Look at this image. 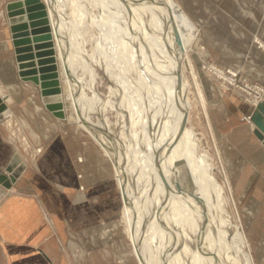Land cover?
Here are the masks:
<instances>
[{
	"label": "bare ground",
	"instance_id": "obj_1",
	"mask_svg": "<svg viewBox=\"0 0 264 264\" xmlns=\"http://www.w3.org/2000/svg\"><path fill=\"white\" fill-rule=\"evenodd\" d=\"M82 1L100 7L97 25L103 37L94 53H86L77 31L84 20L96 21L84 3L43 0L57 65L60 60L63 94L69 96L70 116L114 163L125 230L138 263L255 264L246 233L227 206L228 177L225 185L220 183L213 172V158L200 149L194 129L186 123L181 138L166 154L182 119V89L176 71L179 58L188 112L191 107L183 67L188 63L193 75L188 49L195 40V23L175 0ZM67 2L74 6L76 20L71 25L64 19ZM111 21L123 24L139 40L132 42L115 33ZM91 60L102 61L107 77L114 82L106 98L96 92L86 97L85 89H93L95 83ZM79 70L84 71L82 77ZM115 95L117 101L112 98ZM0 96L6 101L2 86ZM109 108L117 111L116 122L108 117ZM91 112L97 115V122ZM157 150L160 153L155 157Z\"/></svg>",
	"mask_w": 264,
	"mask_h": 264
},
{
	"label": "crops",
	"instance_id": "obj_2",
	"mask_svg": "<svg viewBox=\"0 0 264 264\" xmlns=\"http://www.w3.org/2000/svg\"><path fill=\"white\" fill-rule=\"evenodd\" d=\"M181 1L194 21L206 22L201 37L208 55L264 85V50L253 40L256 35L264 43V0ZM196 78L195 72L198 86ZM0 79L6 103L42 148L14 186L0 183V264H134L132 244L120 229L121 197L111 161L96 142L45 108L34 83L20 78L2 21ZM209 87L228 179L251 242L264 255V146L253 133L254 106L230 91L218 97L216 85ZM13 149L0 129V171ZM248 193L250 200L242 202Z\"/></svg>",
	"mask_w": 264,
	"mask_h": 264
},
{
	"label": "rangeland",
	"instance_id": "obj_3",
	"mask_svg": "<svg viewBox=\"0 0 264 264\" xmlns=\"http://www.w3.org/2000/svg\"><path fill=\"white\" fill-rule=\"evenodd\" d=\"M6 1L7 0H0V21H2V23H4V26L7 28V32H8L9 28L7 26V23H6L7 20L5 21L6 18L4 19V16L2 14L3 7H4ZM175 1L177 2L178 5H180L185 10L187 15L190 17L192 22L195 23L196 28H197L195 40L192 43V45H190V48L188 49V58L190 60L189 63H191V67L193 69V75L196 72V76H197L196 79H197L202 91H200V94H201V96H200L198 93L197 87L195 85L193 75L191 74V69H190L188 63L184 64V67H183L184 76L189 82L187 96H188V99H189L190 104H191V107L189 108V118H188L187 126L189 128L194 129L195 136L197 138V141L199 142L200 149L203 151L204 150L208 151L211 154V156L213 158L212 162H213V166H214L213 172L217 176L220 183L225 185L224 178L226 175H228L227 177H229V166H228L227 160L225 159V157L223 156L222 152L219 149L218 135H217L216 129L212 123L213 120H212V115H211V103H210V100L208 98L209 97V88H210L209 86H210V84L212 85V83H213V85H216L218 97H219V95H223V94H225V92L230 91V92H233L234 94L239 95L243 99L244 102H247L246 101L247 99H245V97L247 95H246V93H244L240 89H237L236 87H233V86H229L228 82L226 84L223 76H221L220 73L213 71V69H212L213 65L216 66L219 70L225 71L226 78L229 76V70H230V71H235L238 73L237 80L239 82L246 80L247 82H249L252 85L261 86L263 89H264V85L262 83H260L259 81L252 80L250 77H248V75L243 73V70L241 68L224 65V64L220 63L219 61L215 60L213 57H210L207 53L208 52L207 44L201 37L202 31H203V28H204L206 22L194 21L192 18V15L188 9V6L183 5L181 0H175ZM79 2L82 4L84 3V6L86 7L85 9H86L88 15H91V16H93V18L96 19V21L93 20L91 22L89 19L84 20V22L77 28V31L80 30V32H81L80 39L83 40V42H84V47L86 49L85 50L86 53H94V52H97L98 43H99L101 36H102L101 27L99 25H97V20L100 19V15H99L100 7L97 6L96 3H94L93 1H92V4L90 2L88 4L86 2H83L82 0H79ZM67 4L69 5L68 2H67ZM72 9H74L73 5H72V8L69 5V7L66 6V9H65L68 16H66V18L64 17V19L67 22H69L70 25L73 24V22L76 20V18L73 19L74 15L72 13ZM92 22H94V23H92ZM111 25H112V28L115 31V33L119 34L123 38L130 39V41H132V42H137L139 40L138 35H136L131 30L125 28L123 24H118L114 21H111ZM133 36H135L137 39L132 40L131 37H133ZM253 40L257 44L258 47H260L264 50V48L261 47V44L264 45V43L256 35L253 36ZM99 59H100V57H99ZM58 63H59L58 69H59V73H60V69H61L60 60ZM90 63H91L90 65L94 69V71L92 73H93V76L95 77V83L92 86L93 89H89V90L85 89L86 90V97L91 98L92 95L94 94V92H96V93H99V95H101L102 98H106L107 96H109V94L111 92L110 87H111L112 83H114V82L111 83V81H110L111 79H109L107 77L106 72L104 70L105 69L104 63L102 61L101 62H95V61L91 60ZM83 72H84L83 70H79V76L82 77ZM88 73H90V72L88 71ZM84 78L86 80V79H89L90 77L84 76ZM62 83H63V80H62ZM64 86L67 90L66 83ZM200 87H199V89H200ZM3 90H4V88H3ZM37 90L39 92L38 87H37ZM6 91H4L5 94H6ZM39 93H38V96H39ZM115 94H116V90H115ZM201 97L203 98L204 104H203ZM247 97L249 98V96H247ZM6 98H8L7 94H6ZM112 98H114L116 101L118 100L116 95ZM40 100H41V98H40ZM107 115L111 121H113V122L117 121V118H118L117 117V111L109 108L107 111ZM91 117L96 122L99 120L97 115L94 112L93 113L91 112ZM18 121H19V119H18ZM209 124H210V126H209ZM67 125L71 126L69 128H72L73 129L72 131H79V132L83 133L84 136H87L88 139H91L92 141H94V139L90 136V134L85 129L78 126V124L70 121ZM67 133H68L67 130H64L62 134L64 136H66ZM31 142H32V140H31ZM105 155L111 161L112 166H113L114 175L116 177L117 173H115L114 163L107 154H105ZM115 181H116V179H115ZM116 184H117V181H116ZM229 184H230V189H229V187L225 186V190H226L225 195H226V198L229 202L227 204L228 209L230 208L229 210H230L231 214L233 215V217H235L234 219L237 220V223L241 225V227L243 228V230L246 233V236H247V239L249 242V248H250L251 254L253 256L254 263L255 264H264V255H263V253L258 252L256 249V246L253 245V243L251 242L250 233L246 229V226L244 224V220L242 217L243 215L241 213L242 203L240 202V199L236 193V190H235V187L233 186V184L230 181H229ZM237 186H238V184H237ZM117 187H118V185H117ZM118 189H119V187H118ZM250 194L251 193H248V195L246 194L247 197L245 199H243L242 202L249 201L250 200ZM230 197L231 198L233 197L235 204L233 203L232 199H230ZM122 206L123 205L121 202L119 205V223L121 224L120 229H121V231L124 230L125 234L128 235L126 230H125L126 224L124 222L125 220H124V214H123ZM128 238H129V236H128ZM129 240H130V238H129ZM131 244H132V242H131ZM132 249H133V244H132ZM132 258H133L134 264H139L138 260L136 259V256L134 254H133Z\"/></svg>",
	"mask_w": 264,
	"mask_h": 264
},
{
	"label": "water",
	"instance_id": "obj_4",
	"mask_svg": "<svg viewBox=\"0 0 264 264\" xmlns=\"http://www.w3.org/2000/svg\"><path fill=\"white\" fill-rule=\"evenodd\" d=\"M4 19L7 16L10 41L22 80L30 81L40 89V97L45 108L64 123L70 121L72 112L69 96L61 86L55 45L49 25L48 11L43 0H7L3 7ZM180 52L183 51L180 41ZM178 54H176L177 56ZM178 57V56H177ZM180 58L177 59V74L180 79L182 97L180 104L181 125L174 142L166 149L169 154L181 138L188 120V108L184 97L183 71ZM64 96L65 103L61 96ZM253 133L264 146V100L259 101L250 115ZM0 129L13 144V153L0 171V183L11 188L34 160L35 145L31 142L16 115L0 96ZM160 151H156V156ZM196 247L197 241L194 239Z\"/></svg>",
	"mask_w": 264,
	"mask_h": 264
},
{
	"label": "built area",
	"instance_id": "obj_5",
	"mask_svg": "<svg viewBox=\"0 0 264 264\" xmlns=\"http://www.w3.org/2000/svg\"><path fill=\"white\" fill-rule=\"evenodd\" d=\"M261 47L264 48V45L261 44ZM212 69H213V71L220 73L221 76H223L226 84L228 82L229 86L236 87L237 89H240L241 91L246 93V95L249 96V98L247 96L245 97V99H247L246 101L248 103L252 104L253 106H255L259 101L264 100V89L261 86L252 85L249 82H247L246 80L239 82L237 80L238 73L235 71L229 70V76L226 78L225 71L219 70L214 65H213ZM0 86H2L4 88V91L6 90L2 79H0ZM41 151H42L41 147H36L35 152L38 153ZM130 242H131V240H130Z\"/></svg>",
	"mask_w": 264,
	"mask_h": 264
}]
</instances>
